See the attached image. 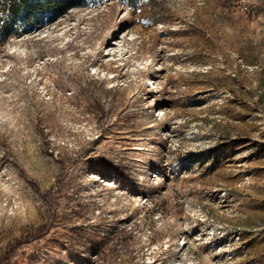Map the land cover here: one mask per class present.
I'll return each mask as SVG.
<instances>
[{
  "label": "rangeland",
  "instance_id": "1",
  "mask_svg": "<svg viewBox=\"0 0 264 264\" xmlns=\"http://www.w3.org/2000/svg\"><path fill=\"white\" fill-rule=\"evenodd\" d=\"M65 5L0 42V264H264V0Z\"/></svg>",
  "mask_w": 264,
  "mask_h": 264
},
{
  "label": "trees",
  "instance_id": "2",
  "mask_svg": "<svg viewBox=\"0 0 264 264\" xmlns=\"http://www.w3.org/2000/svg\"><path fill=\"white\" fill-rule=\"evenodd\" d=\"M65 10V0H0V42H3L10 35H18L22 29L29 25H36L44 14L53 16ZM126 19L127 16L124 15L116 19L112 29L105 34L106 39L101 42L100 58L102 48L109 43ZM65 47L66 45H64ZM92 67L95 68V71L99 69L98 63L93 64ZM154 71L150 73L148 78L153 76ZM29 73L30 69H27L26 75L28 76ZM150 92L152 91H148L147 94Z\"/></svg>",
  "mask_w": 264,
  "mask_h": 264
}]
</instances>
